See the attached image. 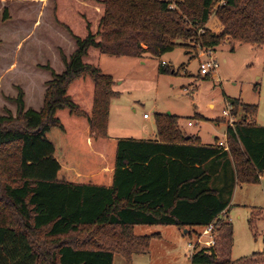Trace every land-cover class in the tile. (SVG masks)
<instances>
[{
	"label": "trees",
	"instance_id": "16d2710c",
	"mask_svg": "<svg viewBox=\"0 0 264 264\" xmlns=\"http://www.w3.org/2000/svg\"><path fill=\"white\" fill-rule=\"evenodd\" d=\"M54 2L55 21L76 49L70 57L61 53L63 73L45 67L52 78L39 110L27 106L20 88L10 98L16 114L0 115V264H114L116 254L130 264L154 238L135 235V226L191 233L211 224L217 245L197 250L192 264H264V253L231 259L234 229L221 218L236 184H260L264 173L258 106L228 100L236 119L227 129L228 150L219 141L203 144L172 114H156V140L110 138L111 105L121 94L100 66L104 55L264 45V0ZM175 72L160 64V74Z\"/></svg>",
	"mask_w": 264,
	"mask_h": 264
},
{
	"label": "rangeland",
	"instance_id": "374dc122",
	"mask_svg": "<svg viewBox=\"0 0 264 264\" xmlns=\"http://www.w3.org/2000/svg\"><path fill=\"white\" fill-rule=\"evenodd\" d=\"M20 1L12 0L7 4L6 20L5 8L0 3V115L7 111L16 114V106L10 98H15L20 88L25 92L27 106L39 110L43 106L46 84L52 78L45 67L63 73L65 65L61 51L64 50L61 47L68 55L72 52L66 37L57 34V30L49 29V32L42 27L48 19L53 26L66 31L55 21L54 0L49 3V17L44 9L38 13L39 2ZM216 17L214 13L207 26L211 31L215 30ZM77 30H80L78 26ZM208 49L212 48L193 44L176 48L161 57L150 54L143 59L103 56L102 70L114 77L115 90L122 93L112 101L110 134L124 139L156 140V114H172L180 118L185 132L211 142L212 136H221L226 127L220 122L225 121L228 125L224 112L230 98L258 106L256 122L264 126V45L223 43L213 49L219 62L215 73L220 78H196L200 63L207 60ZM162 61L171 64L175 74H160ZM190 121L193 122L191 127L188 126ZM250 188L244 187L237 198L238 202H250L249 207L235 206L230 219H224L231 222L234 229L230 256L234 261L264 253V212L255 211H264V186ZM252 189L255 191L251 193ZM254 211L260 217L256 220L255 232L250 228ZM204 229L196 228L190 233L176 226H135V235L154 238L148 252L133 255L130 264H192L190 244L201 248L210 240V237L203 236ZM256 232L257 237L254 236ZM219 236L218 231L213 232L214 242ZM114 264H127V260L116 254Z\"/></svg>",
	"mask_w": 264,
	"mask_h": 264
},
{
	"label": "crops",
	"instance_id": "0c3cea01",
	"mask_svg": "<svg viewBox=\"0 0 264 264\" xmlns=\"http://www.w3.org/2000/svg\"><path fill=\"white\" fill-rule=\"evenodd\" d=\"M10 1H12V0H1L0 1V3L2 4V7H4L5 9L8 7L7 6V4L8 3H11ZM33 1H35V3H37V2H39V4L38 5H40V10H38L39 12V14L40 13H42V11H43V9H44V11H45V13L46 14H48V17H49V12H50V0H22V1H20L19 3H24V2H33ZM8 9V8H7ZM42 19V18H41ZM48 20V19H47ZM45 21L44 22V26H42V27H44V29L45 28H47L48 29V31L50 32V30L49 29H52V30H57V34H61V35H63L64 37H66V39H68L69 41H70V43H71V49H72V52H71V54L74 52V50L76 49V44H75V41L73 40V38L66 32V31H64V30H62V29H60V28H58V27H55V26H53L52 25V23H51V21ZM56 32V31H55ZM59 32V33H58ZM54 35H56V33L54 34ZM53 37V36H52ZM55 37V36H54ZM231 44V43H230ZM235 45V44H234ZM59 47H61L60 45H58ZM63 50H64V52L63 51H61V53H63V54H65L67 57H70L71 56V54L70 55H68L67 54V52H66V50L63 48V47H61ZM216 49V48H215ZM232 49H235V47H232ZM105 56V55H104ZM103 57V56H102ZM101 57V58H102ZM125 58V57H124ZM126 58H128V57H126ZM134 59H143V58H134ZM163 62V61H162ZM161 62V63H162ZM168 63V62H167ZM64 64V63H63ZM168 65L169 66H171V64H169L168 63ZM100 66H101V68H102V59L100 60ZM209 77H216V79H219L220 77H219V74L216 72L215 73V71L214 72H212L208 77H206V79L207 78H209ZM196 78H204V77H202V76H200V74H199V72H198V74H197V76H196ZM205 79V78H204ZM114 90H115V86H114ZM115 91H117V90H115ZM117 92H119V91H117ZM120 94H122L121 92H119ZM117 99V98H116ZM111 111H112V105H111V110H110V115H111ZM216 121V120H215ZM191 122V121H190ZM190 122H188V126H189V123ZM191 123H193V122H191ZM220 123H224L225 125H226V127H225V129H224V131H223V133L221 134V136H212L213 137V141H211V142H204L203 141V138L201 137V136H199V135H196V136H198L200 139H201V141H202V143L203 144H206V145H209V144H214L216 141H224V140H226V142H227V137H226V134H227V129H228V125L225 123V121H221ZM257 123V122H256ZM189 127H191V126H189ZM110 131H111V125H110V122H109V126H108V135H109V137L110 138H114V139H124V138H120L119 136H112L111 134H110ZM144 141H148V140H144ZM227 145H228V143H227ZM254 186H261L262 188H263V186H264V173L262 174V176H261V182H260V184H256V185H240V184H236V186H235V189H234V193H233V197H232V201H231V204H230V207L228 208V210L226 211V212H224V214L222 215V219L224 220V219H230V212H231V210L235 207V206H237V207H240V206H243L244 208L245 207H249V203L250 202H238V197H239V192H242L244 189V187H246V188H254ZM250 188V189H251ZM255 191V189H252V191H250L251 193L252 192H254ZM251 195V194H250ZM248 199H250V196L248 197ZM245 201V200H244ZM248 201H250V200H248Z\"/></svg>",
	"mask_w": 264,
	"mask_h": 264
},
{
	"label": "built area",
	"instance_id": "2783aa9c",
	"mask_svg": "<svg viewBox=\"0 0 264 264\" xmlns=\"http://www.w3.org/2000/svg\"><path fill=\"white\" fill-rule=\"evenodd\" d=\"M206 54H207V60L200 63V66H199V74L204 78L208 77L212 72L216 71L219 68V62L217 60V57H215L214 50L208 49ZM162 64L168 65L167 62H162ZM226 107H227V109L224 112V116L228 119V127L234 126V124L236 123V119L232 115V112H231L232 111L231 103L227 102ZM192 125H193V123L190 122L189 126H192ZM226 137H227V135H226ZM219 146H221L225 150L229 149L226 140L220 141ZM214 231H216L214 224H211L204 229L203 236L210 237V240L207 241V243H206L207 245L205 247L198 248L196 245L189 243L191 245L190 247L192 250L191 256L195 252H197V250H200L202 248L215 247L217 245V241L214 242V238L212 237V234ZM198 241H199V243L202 242L201 239H199Z\"/></svg>",
	"mask_w": 264,
	"mask_h": 264
},
{
	"label": "water",
	"instance_id": "95a60500",
	"mask_svg": "<svg viewBox=\"0 0 264 264\" xmlns=\"http://www.w3.org/2000/svg\"><path fill=\"white\" fill-rule=\"evenodd\" d=\"M186 233H187V231H186Z\"/></svg>",
	"mask_w": 264,
	"mask_h": 264
}]
</instances>
